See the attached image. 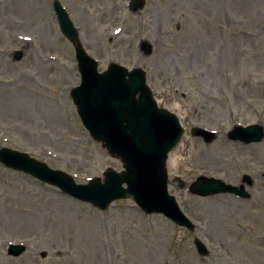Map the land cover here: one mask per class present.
<instances>
[{
	"label": "rangeland",
	"instance_id": "rangeland-1",
	"mask_svg": "<svg viewBox=\"0 0 264 264\" xmlns=\"http://www.w3.org/2000/svg\"><path fill=\"white\" fill-rule=\"evenodd\" d=\"M114 1L97 0L106 6ZM52 3L0 0V48L10 50L0 54L6 85L0 86V146L11 148L2 142L10 137L20 151L84 183L121 164L93 141L76 114L70 90L80 78ZM95 17L100 31L112 35L113 14ZM120 17L128 23L118 43L107 35L98 44L81 37L100 71L109 62L144 69L158 105L179 117L184 135L167 160L169 191L196 229L145 215L129 199L101 212L0 165V264H264V138L247 145L227 138L235 124L264 128V0H146L136 21L127 12ZM15 33L35 43L24 45ZM130 33L132 41L125 38ZM144 36L153 40L148 57L137 48ZM16 51L22 54L18 61ZM2 125L9 129L3 132ZM199 128L211 136H192ZM199 175L231 185L248 175L251 197H198L174 179L189 183ZM4 228V239L28 246L19 258L7 255ZM195 237L208 246V257L197 255Z\"/></svg>",
	"mask_w": 264,
	"mask_h": 264
},
{
	"label": "water",
	"instance_id": "water-1",
	"mask_svg": "<svg viewBox=\"0 0 264 264\" xmlns=\"http://www.w3.org/2000/svg\"><path fill=\"white\" fill-rule=\"evenodd\" d=\"M64 34L70 39L74 38V35L66 30ZM147 54H150V50ZM77 57L81 58V52L77 53ZM90 68L93 70L96 66L90 65ZM112 68L114 70L97 83L101 86L99 89L90 88L92 74L87 75L83 88L73 91V99L83 124L93 138L96 141H104L110 154L122 159L126 172L120 176L106 174L108 179L104 186H99L97 180L90 187L76 186L63 173L54 172L46 169L42 164L33 163L24 155L17 159H12V156L2 158L9 165L29 171L78 199L89 200L100 209L105 208L112 199L125 197L128 194L146 212L167 213L193 229L186 220L183 222L173 198H170L166 191L164 169L166 155L182 134L177 120L170 113L157 109L145 86L144 74L139 69L128 73L116 65ZM126 75L129 77L128 80L125 79ZM114 79L118 87L107 84ZM137 93H140L138 99L135 98ZM86 94L89 95L85 96ZM229 137L244 143L258 142L263 137V130L259 126L239 128ZM123 182L127 184L125 190L121 188ZM193 192L200 196L220 192L236 193L242 197L248 195L244 185L236 188L206 178L197 179ZM195 244L201 254H207L204 246L198 241H195ZM23 249L19 246L11 247L10 254L17 256Z\"/></svg>",
	"mask_w": 264,
	"mask_h": 264
},
{
	"label": "bare ground",
	"instance_id": "bare-ground-1",
	"mask_svg": "<svg viewBox=\"0 0 264 264\" xmlns=\"http://www.w3.org/2000/svg\"><path fill=\"white\" fill-rule=\"evenodd\" d=\"M225 198V197H224Z\"/></svg>",
	"mask_w": 264,
	"mask_h": 264
}]
</instances>
